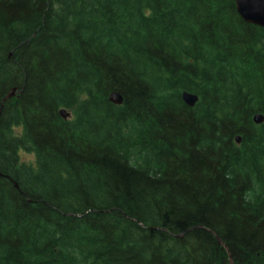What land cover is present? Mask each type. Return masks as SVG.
Listing matches in <instances>:
<instances>
[{
  "label": "trees",
  "instance_id": "1",
  "mask_svg": "<svg viewBox=\"0 0 264 264\" xmlns=\"http://www.w3.org/2000/svg\"><path fill=\"white\" fill-rule=\"evenodd\" d=\"M13 89L0 264H264V30L234 0H0Z\"/></svg>",
  "mask_w": 264,
  "mask_h": 264
},
{
  "label": "water",
  "instance_id": "2",
  "mask_svg": "<svg viewBox=\"0 0 264 264\" xmlns=\"http://www.w3.org/2000/svg\"><path fill=\"white\" fill-rule=\"evenodd\" d=\"M234 1H235L237 12L244 22H246L247 24H252L264 30V0H234ZM17 94H18V90L13 89L3 99L1 107H0V116L2 113L4 103L14 98ZM182 99L185 105L191 109L194 108L199 101V98L196 95L188 93V92H184L182 94ZM109 101L116 106H120L123 104L124 99L119 93L114 92L110 95ZM60 116L64 120H68L70 119L71 115L66 110H61ZM254 123L256 125L263 124L264 116L256 115L254 117ZM236 142L237 144H240L241 138L240 137L236 138ZM15 188H17L16 185H15ZM181 236L182 235L178 237H181ZM230 263L232 264V260Z\"/></svg>",
  "mask_w": 264,
  "mask_h": 264
},
{
  "label": "rangeland",
  "instance_id": "3",
  "mask_svg": "<svg viewBox=\"0 0 264 264\" xmlns=\"http://www.w3.org/2000/svg\"><path fill=\"white\" fill-rule=\"evenodd\" d=\"M21 161L27 164H33L36 159L35 155L32 153H21Z\"/></svg>",
  "mask_w": 264,
  "mask_h": 264
},
{
  "label": "bare ground",
  "instance_id": "4",
  "mask_svg": "<svg viewBox=\"0 0 264 264\" xmlns=\"http://www.w3.org/2000/svg\"><path fill=\"white\" fill-rule=\"evenodd\" d=\"M4 107V106H3ZM19 189V188H18Z\"/></svg>",
  "mask_w": 264,
  "mask_h": 264
}]
</instances>
